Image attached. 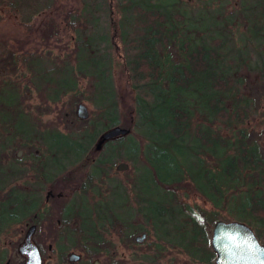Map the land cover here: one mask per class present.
<instances>
[{"label": "trees", "instance_id": "obj_1", "mask_svg": "<svg viewBox=\"0 0 264 264\" xmlns=\"http://www.w3.org/2000/svg\"><path fill=\"white\" fill-rule=\"evenodd\" d=\"M0 1L25 12L24 22L51 13L73 36L71 58L57 63L59 57L51 61L33 49L18 60L25 67L27 86L45 103L55 104L70 94L93 108L87 127L70 134H42L46 152L55 154L61 165V199L77 194V205L63 201L59 220L60 229L69 232L66 239L76 238L64 242L80 254V263L98 258L102 249L106 264H114L107 254V233L117 240L144 233L152 238L147 250L152 246L153 264H160V251L172 247L190 264H213L208 231L216 221L264 217L261 155L244 128L253 100L238 91L235 84L241 79L233 77L241 65L245 72L252 69L249 56L228 59L219 33L195 41L186 34L187 9L176 7L174 0H94L61 11L55 0ZM52 16L36 28L42 33L36 37L45 44L54 36ZM247 17L257 45L264 44V0H253ZM171 45L181 57L178 62L170 60ZM118 55L117 88L111 68ZM18 60L2 52L0 69L14 71ZM259 74L264 75V68ZM83 80L86 87L80 90ZM2 92L9 93L8 102L18 97L12 83ZM23 117L18 113L16 124ZM217 122L227 127L230 138ZM114 126L129 133L107 141L95 153L92 144ZM116 161L139 166L127 185L110 175ZM101 180L110 187L103 196L97 192L96 203L84 204L87 189ZM189 195L209 209L189 206ZM28 197L17 193L10 199L24 211ZM46 242L64 259L67 249L60 240H35L40 254L46 252Z\"/></svg>", "mask_w": 264, "mask_h": 264}, {"label": "rangeland", "instance_id": "obj_2", "mask_svg": "<svg viewBox=\"0 0 264 264\" xmlns=\"http://www.w3.org/2000/svg\"><path fill=\"white\" fill-rule=\"evenodd\" d=\"M57 9L74 8L75 6L81 8V3L91 5L94 0H55ZM253 0H174L176 7H183L188 11V31L186 34L191 35L195 41L203 39L205 36H215L221 34V38L225 43V48L228 51V59H240L241 56H249L251 70L244 71L242 65L238 68L233 77L241 79V83L236 87L240 93L246 94L248 98H252V110L249 114L248 120L245 123L246 134L248 140L254 143L257 147H260L263 142L264 136V75L261 76L260 70L264 68V44L261 42L257 45L256 39L253 38L250 25L247 17L249 8H251ZM245 7V8H244ZM51 17V13L47 14ZM47 15L39 13L29 19V22H24L26 15L25 12H16L13 9L6 6L5 2L0 1V54L2 52H9L13 55V58L18 60L20 57H25L28 52L36 49L45 58L53 61L57 58V63L60 59L71 58L72 49V35L70 30L64 31V24H60L59 19L52 16V20L55 21L53 28L54 36L50 38V41L45 44L42 43L36 34L42 33L36 28L39 25H44L48 21ZM62 26V27H61ZM34 30L37 32H34ZM28 31V32H27ZM31 36V38H30ZM170 60L172 62L180 61L181 57L171 45L168 49ZM8 54V53H7ZM120 55L113 57V64L111 68V76L114 81L115 87L118 88L120 74ZM20 60V59H19ZM16 65L14 71H6L7 69H0V89L14 84L17 90L18 98L13 102H8L7 92L0 94V112L2 111L9 120L13 119L12 115L19 112L29 116L32 120H38L40 126H43L44 130H56L63 134L75 133L84 127H87V121L93 118V108L84 98L80 96L72 97L70 94L61 98V100L55 104L45 103L43 96L38 94L34 89L27 86L26 79L28 78L25 73V67L19 63ZM73 62L71 61V64ZM26 76H21L22 74ZM5 74L7 76H5ZM86 82L83 80L80 84V90H84ZM8 88H6L7 90ZM86 95V94H85ZM83 104L87 110L88 118L84 121H79L75 118V108L77 104ZM18 105V106H17ZM228 106L231 104L228 103ZM11 111V112H10ZM30 124V123H29ZM32 125V124H31ZM216 126L222 128V133L228 138L231 137L226 126H221L218 122ZM19 130V129H17ZM31 131H29V134ZM95 142L92 144L94 146ZM35 148H22L15 147L12 151L5 153L4 157L12 159L17 150H21V158L18 166L22 168L24 163L28 160L30 155H33ZM40 153V146L37 148ZM99 153V152H95ZM261 155V153H260ZM124 162L128 165V169L125 172H117L114 167L117 163ZM139 166L135 164V168H132L129 162L116 161L111 168V176L114 179L125 183H129L132 176H135ZM70 169V168H69ZM5 170V169H4ZM68 170V169H67ZM15 171V170H14ZM20 179V178H19ZM62 180V172H61ZM16 184H21L20 181H16ZM62 184V183H61ZM110 187L109 181L101 180L96 184V188L87 189V198L84 204L96 203L98 200V193L102 196L105 194V189ZM108 194V192H107ZM106 194V195H107ZM43 199V196H41ZM63 201L66 204L77 205V194H70L64 200L61 199V205ZM107 201V200H106ZM189 206L198 207L199 209H209L208 204L201 201L199 198L189 195L186 202ZM87 210H91L87 207ZM224 216V214H221ZM220 216V217H222ZM220 221L228 222L226 219H220ZM233 221V220H231ZM264 225V217H259V223ZM22 225H16L9 227L8 234L4 235L7 240H0V253H4L13 261V264H19L20 257L16 253V246L21 242L16 240L19 236V230H22ZM210 230L208 235L210 236ZM7 233V232H6ZM68 230L61 231L60 244L66 245L67 251L65 252L64 259L59 260L56 253V246L45 243L46 252L41 253V264H91L93 259H97L100 264H106L107 255L102 253V249H99V257L92 258L89 262H76L68 263L66 261V255L68 253L79 254L76 250L68 245L64 240H76V238L68 236ZM134 235L131 238L123 235L121 240H117L112 233L105 234L107 254L110 255L114 264H153L150 257L152 252V246L150 251L147 250L152 238L145 235L144 240L140 243H135L134 238L138 237ZM62 240V241H61ZM35 243V240H32ZM264 245V237L259 240ZM50 246L48 250L47 247ZM4 261L2 262V264ZM160 264H190L187 256L177 247L165 248L160 251L159 257Z\"/></svg>", "mask_w": 264, "mask_h": 264}, {"label": "flooded vegetation", "instance_id": "obj_3", "mask_svg": "<svg viewBox=\"0 0 264 264\" xmlns=\"http://www.w3.org/2000/svg\"><path fill=\"white\" fill-rule=\"evenodd\" d=\"M17 98L18 97H16V99ZM2 113L3 112L1 111L0 240H7V237L4 235L8 234L9 227L22 225L23 229L19 230V236L16 238V240L21 239V242L15 248L17 253L18 247L24 240L26 231L31 226L34 227V231L30 240H60L62 231L60 229L61 226L59 220L62 211L60 193L61 165L55 154L46 152L45 142L42 139V134L46 130L43 129V126H40L38 120L36 121L33 119L31 123L29 116L19 112V110L16 114L12 115L13 119L11 120H9ZM18 113H21L24 116L21 119L22 124L20 125L16 124V122H19L18 120H20L18 118ZM29 131H31L30 134ZM38 145L41 148L40 153L39 150L36 149ZM2 147L5 149L2 150ZM15 147L30 149L35 148L33 155H30L22 168L18 166L19 162L21 161V150H17L12 159L4 157L6 152L12 151ZM258 153L259 155L261 153L259 161L262 163V168L264 169V154L262 151V144L260 151L258 147ZM253 174L254 173L251 174V178L255 179L256 176ZM19 178L21 179L22 183L16 184V181H20ZM261 192L264 193V191ZM17 193H23L26 196H29L27 205L24 207V211L20 210L18 206H14L12 199H10ZM41 196H43V199H41ZM260 198L264 199V196L262 197V195H260ZM8 201L9 204H6ZM31 202L34 203L31 204ZM236 222L242 223L248 227L259 243V240L263 239L264 225L262 222L259 223V217L252 215L245 222ZM17 255L20 257V260L18 261L19 264H24V256H21L18 253ZM0 257L3 258V264H13L10 256L6 257L3 252L0 253Z\"/></svg>", "mask_w": 264, "mask_h": 264}, {"label": "water", "instance_id": "obj_4", "mask_svg": "<svg viewBox=\"0 0 264 264\" xmlns=\"http://www.w3.org/2000/svg\"><path fill=\"white\" fill-rule=\"evenodd\" d=\"M75 117L80 121L88 118L85 106L81 103L76 105ZM128 130L114 126L102 132L93 146L94 152H99L107 141L126 136ZM264 154V137L262 143ZM117 172H125L128 165L119 162L114 167ZM34 231L31 226L25 233L24 240L17 249V253L24 256V264H41V256L37 246L30 240ZM145 234L142 233L134 238L135 243L144 240ZM50 246H48V249ZM209 248L214 254L213 264H264V245H261L254 237L253 233L244 224L236 221H216L210 230ZM81 256L76 253H68L66 261L76 263ZM91 264H100L98 260H93Z\"/></svg>", "mask_w": 264, "mask_h": 264}]
</instances>
